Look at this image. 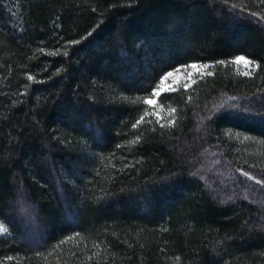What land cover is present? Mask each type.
<instances>
[{
	"label": "trees",
	"instance_id": "obj_1",
	"mask_svg": "<svg viewBox=\"0 0 264 264\" xmlns=\"http://www.w3.org/2000/svg\"><path fill=\"white\" fill-rule=\"evenodd\" d=\"M261 16L0 0V264H264V185L241 172L264 179ZM192 62L211 73L162 93L158 120L151 90Z\"/></svg>",
	"mask_w": 264,
	"mask_h": 264
},
{
	"label": "rangeland",
	"instance_id": "obj_2",
	"mask_svg": "<svg viewBox=\"0 0 264 264\" xmlns=\"http://www.w3.org/2000/svg\"><path fill=\"white\" fill-rule=\"evenodd\" d=\"M235 71L239 74L246 75V73L250 72L251 74L255 70V65H245L244 61L236 62L233 60L232 62ZM203 63H198V67L193 69L191 67H178L173 71V75L169 77L162 84L159 82V87L163 89L159 93V95H153L150 98L155 100V105H150L152 107V113L158 118V120H166L170 117V112L167 107H163L158 105V97L165 92L174 91L178 88L183 87L185 81L189 82V87L201 76H205L211 73L212 65H209L207 68L203 67ZM199 73V75H198ZM190 74V75H189ZM248 76V75H247ZM149 99V98H148ZM158 113V116L156 115Z\"/></svg>",
	"mask_w": 264,
	"mask_h": 264
},
{
	"label": "snow or ice",
	"instance_id": "obj_3",
	"mask_svg": "<svg viewBox=\"0 0 264 264\" xmlns=\"http://www.w3.org/2000/svg\"><path fill=\"white\" fill-rule=\"evenodd\" d=\"M223 2H224L225 5H228L229 4V0H223ZM260 3H264V0H260ZM229 7L234 10V9L237 8V5L233 3ZM247 11L248 10L245 9V8H240V10L236 12V15H241L242 16ZM252 15L255 16L256 13H252ZM260 20H264V16H261L260 17ZM72 43L75 44L76 41H72ZM234 60L236 62L244 61V63H245L246 66L247 65H255L256 67H259V65L257 64L256 61L250 60V59H248L245 56H236V57H234ZM198 63L199 62H192V63L187 64V65L181 64L180 67H191L193 69H196L198 67ZM217 63L224 64L226 62L225 61H218ZM208 66L209 65H207V64L203 65V67H205V68H207ZM173 71H175V67L173 68ZM173 71H166V72H164V74L162 76H160L159 80H160L161 84L164 81H166L169 77H171L173 75ZM198 75H199V73H198ZM246 75H251V73L248 72V73H246ZM183 87L184 88H188L189 87V82L188 81H185ZM151 91H152V95H159V93L161 91H163V89L160 88L159 86H157L156 88H153ZM146 103L148 105H155L156 102H155V100L149 98V99H146ZM172 111L175 112V109H173ZM156 115L158 116V113ZM143 119H144V117L141 116L140 117V120L137 121V124H139L140 121L143 120ZM171 123H175V121H171ZM161 126L163 127L164 125H161ZM133 127H136V124H134ZM241 172L243 173V175L249 176L257 184L264 185V179L257 180V178L255 176H252L250 173L243 172V170H241ZM0 234H3V235L9 234V228L5 225V223L3 221H0ZM9 259H11V258L9 257Z\"/></svg>",
	"mask_w": 264,
	"mask_h": 264
}]
</instances>
